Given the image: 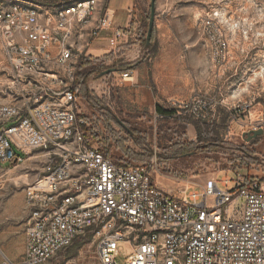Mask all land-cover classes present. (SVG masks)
I'll return each mask as SVG.
<instances>
[{"label": "built area", "instance_id": "1", "mask_svg": "<svg viewBox=\"0 0 264 264\" xmlns=\"http://www.w3.org/2000/svg\"><path fill=\"white\" fill-rule=\"evenodd\" d=\"M98 13V0L56 6L0 0V53L12 82L30 88L19 102L0 103V162L15 167L45 158L24 189L23 252L13 259L0 249V264H69L60 253L87 230L98 237L94 264H264V175L235 168L200 190L175 194L155 181L156 157L152 169L120 164L92 144L96 123L84 112L77 64L101 32L126 34L108 11L94 18ZM214 16L199 19L198 30L217 61L229 43ZM111 74L118 77L109 86L133 79L129 70ZM197 104L194 114L204 117L205 102Z\"/></svg>", "mask_w": 264, "mask_h": 264}, {"label": "rangeland", "instance_id": "2", "mask_svg": "<svg viewBox=\"0 0 264 264\" xmlns=\"http://www.w3.org/2000/svg\"><path fill=\"white\" fill-rule=\"evenodd\" d=\"M24 1L56 6L72 0ZM145 4L146 30L151 0H145ZM213 16L217 29L229 43L225 59L217 61L198 30L199 19ZM156 19L166 29L174 28L181 47L173 48L170 41L158 44L157 54L148 55L151 58L148 78L138 84L120 81L109 86L110 78L118 75L99 76L95 70L87 82L90 95L108 109L91 110L83 99L84 112L99 127L102 141H107L104 146L108 155L119 163L145 164L150 169L156 157L155 181L175 194L178 189L190 186L200 190L198 185L205 180L218 176L220 181L235 168L264 175V0H155L154 23ZM91 68L106 69L104 63ZM13 78L0 53V103H15L28 96L30 88L12 82ZM166 93H173L175 100L165 102ZM148 97L153 98L147 100ZM155 98L159 104H154ZM198 100L206 104L204 117H198L192 109ZM172 101L188 103L190 108L183 110L171 105ZM157 104L173 110V114L160 118ZM106 112L137 136H130L119 123L106 124ZM199 120L209 125L213 139L222 146L177 155V149L183 146L206 145L205 134L200 136L196 130L199 126L203 132L205 127L194 125ZM254 128L263 129V134L247 140L243 133ZM117 143L132 154L149 157V161H134L116 148ZM44 160L42 155L32 156L15 167L0 162V249L10 258L17 259L23 252L28 215L24 189L36 178ZM218 187L223 189L220 183ZM97 239L94 231H85L60 253V262L94 264ZM123 260L119 257L120 262Z\"/></svg>", "mask_w": 264, "mask_h": 264}, {"label": "crops", "instance_id": "3", "mask_svg": "<svg viewBox=\"0 0 264 264\" xmlns=\"http://www.w3.org/2000/svg\"><path fill=\"white\" fill-rule=\"evenodd\" d=\"M98 3L99 13L95 15L94 18L108 11L113 26L123 29L126 31V34L117 39L113 36L111 31H103L96 38L91 40L92 43L89 47L84 49V53L86 59L92 61V64L82 67L81 71L89 69V67H94L96 64L106 62L111 63L112 66L114 65L115 67L129 65V69L127 70L132 72L133 77L132 81L129 82L135 81V83L138 84L139 80L143 81L148 78L149 69L147 66L150 64L151 60V58L149 59V54L145 53V47L142 45V38L147 30V28L146 30L144 28L146 12L145 0H98ZM91 23H88L79 31V36L76 39V41H80L79 46L83 45L82 41H86ZM154 26L156 27L157 50L155 54L150 55L154 56L157 54L158 44L162 45L163 41H170V45L173 48L177 47L179 49L181 47V41H178L176 33L172 31L174 28L166 29L164 24L158 23L157 19ZM203 45L206 46V42ZM184 47L187 48V45H184ZM92 69L93 68H91V70ZM91 70L89 69V71ZM118 72L119 70L116 71V73ZM163 98L165 102H169L170 100H175V95L173 93H166ZM151 99L149 97L147 98V100ZM153 102L154 104L158 103L157 98H155ZM90 109L94 110L92 108Z\"/></svg>", "mask_w": 264, "mask_h": 264}, {"label": "trees", "instance_id": "4", "mask_svg": "<svg viewBox=\"0 0 264 264\" xmlns=\"http://www.w3.org/2000/svg\"><path fill=\"white\" fill-rule=\"evenodd\" d=\"M149 18V17H148ZM145 44V35L142 38V45L144 46ZM156 30H155V26L153 27V31H152V37H151V41H150V45L149 47L145 48L144 51L146 54H155L156 53ZM92 64V61H89V59L86 58H82L78 61L77 64V68H76V74H77V79L80 80L81 82V94L83 99L86 101V103L95 110H100V111H107V107H105L101 100L93 97L90 95L89 91H88V87H87V82L89 80V78L91 77V75L95 72V70L100 73L101 70L103 69H95L93 68L91 71H87L85 73H82L81 69L84 66H89ZM111 67H115L114 65ZM115 68H117V70L119 71H124L129 69V65H122V66H116ZM107 69V68H106ZM105 70V69H104ZM156 111L159 115H163L165 117H170L173 114V110H165L163 109L160 105H156ZM106 124H109L111 122H117V119L112 115L109 114L108 112L105 113V119H104ZM195 123L197 124H201V126L203 125L205 127L204 131H201V128L195 125ZM194 125L197 127V134L202 136V134H205V139H206V145H202V146H193L192 144L183 146L179 149H177L176 154L177 155H185L188 153H192V152H204V151H209V150H215L217 148H220L222 145H220V143H218L217 139H213L214 135L211 134L210 130H209V125L205 124L203 122V120H199V121H194ZM90 129H93V142L92 144H95L96 147L105 155H108L107 151L105 150V146L104 143H107L106 139L104 141H102L101 136H100V129L98 126L94 125L91 126ZM95 130V131H94ZM130 136L136 137L137 133H135L133 131V133H130ZM107 147V146H106ZM117 149L121 150L127 157L132 158L134 161L136 162H147L149 161V157H144L142 155H136V154H132L129 152L128 149H125L123 147V145L121 143H117L116 146ZM121 164V163H120Z\"/></svg>", "mask_w": 264, "mask_h": 264}, {"label": "water", "instance_id": "5", "mask_svg": "<svg viewBox=\"0 0 264 264\" xmlns=\"http://www.w3.org/2000/svg\"><path fill=\"white\" fill-rule=\"evenodd\" d=\"M154 16H155V0H151V5H150V15L148 18V23H147V30H146V34H145V44L144 47L147 48L150 45V41H151V37H152V31H153V27H154ZM117 69L113 68V67H109L105 70H103L102 72L99 73V76L102 75H108L111 73L116 72ZM118 121V120H117ZM118 123L127 131H129L130 133H132L126 126L125 124H123L121 121H118ZM263 134V129L259 128V129H252L249 130L247 132L243 133V136H247V140L253 139L257 136H260Z\"/></svg>", "mask_w": 264, "mask_h": 264}]
</instances>
